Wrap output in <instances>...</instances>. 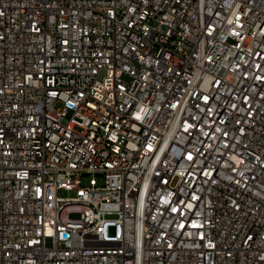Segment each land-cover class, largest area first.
Here are the masks:
<instances>
[{"label": "built area", "instance_id": "obj_1", "mask_svg": "<svg viewBox=\"0 0 264 264\" xmlns=\"http://www.w3.org/2000/svg\"><path fill=\"white\" fill-rule=\"evenodd\" d=\"M0 264H264V0H0Z\"/></svg>", "mask_w": 264, "mask_h": 264}, {"label": "rangeland", "instance_id": "obj_2", "mask_svg": "<svg viewBox=\"0 0 264 264\" xmlns=\"http://www.w3.org/2000/svg\"><path fill=\"white\" fill-rule=\"evenodd\" d=\"M123 79H124V80H126V81H129V79H130V78H129V76H127V75H124V76H123ZM56 106H57V107H60V106H61V104H60V103H58Z\"/></svg>", "mask_w": 264, "mask_h": 264}]
</instances>
